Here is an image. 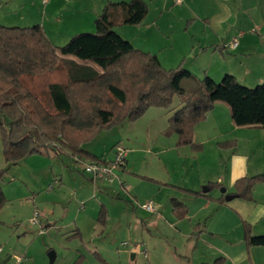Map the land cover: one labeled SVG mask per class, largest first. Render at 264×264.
I'll list each match as a JSON object with an SVG mask.
<instances>
[{
  "label": "crops",
  "instance_id": "0c3cea01",
  "mask_svg": "<svg viewBox=\"0 0 264 264\" xmlns=\"http://www.w3.org/2000/svg\"><path fill=\"white\" fill-rule=\"evenodd\" d=\"M111 1L129 0H48L47 2H43V0H0V24L29 26L40 24L39 21L42 19L44 29L51 41L55 43L60 40L67 43L78 32L95 31L97 17L102 13L105 5ZM145 1L149 5V13L140 24H119L115 26V30L130 40L135 47L157 55L165 68H176L182 61L185 62L186 57L193 55L195 58H200V60H195L198 69L216 81H220L225 74L230 73L244 85L250 86L254 83L257 85L264 82V0ZM40 2L46 5L42 18L36 14L39 12L38 3ZM155 2L161 3L162 10L153 9ZM179 31H181L180 34H178ZM233 41H237V44L229 46ZM182 57L184 60H179ZM184 67L189 69L187 63ZM227 112L230 115L227 105L218 102L208 112L206 119L194 127V143L199 145L198 147L179 146L177 144L178 135L174 133L171 136L169 148H161V146L159 150H156L159 154L158 158L163 163L167 162L164 167L170 176L168 180L157 176L148 177V180L152 182L141 181L138 184L139 191H136L135 182L133 183L132 180H138V177H141L140 174L134 173L136 170L124 173V177L132 182V184L126 183V185L119 177L120 183L115 184L113 182L106 183L102 179H93L92 176L91 179L85 177L91 183L81 179L82 181L77 185L75 181H78L79 177L74 176L73 182L78 186L82 195L85 189L94 186L99 192H95V197L102 194L101 197L103 200L105 199L100 201L99 205L88 196L85 201L92 204L90 210L81 211V209L78 211L79 213L74 216V222L81 218L82 212L84 215L82 216L83 224H94L96 221L101 226L98 235L113 230L117 231L122 228V224L116 220L120 214H114L107 204L108 199L111 201L116 198L127 199L130 202L131 200L139 201L140 197H144V199H148L147 201H153L155 209H146L143 207L145 204L143 203L141 207L145 210L142 209L144 211L142 215L139 214L138 207L133 206L132 214L129 216L135 215L138 219L141 218L142 224L146 226L148 225L147 221L149 224L159 226L164 217L170 222L168 225L170 229L171 226L183 225L187 230L186 233H189L192 228L193 221H197V224L200 225L199 229L202 231L200 238L204 239V244L211 251L210 262L219 259L217 264H264V245H248L244 228V222H246L251 226L252 234H264V179L255 184L252 199L234 197L225 202L220 201L222 195L226 197V194L235 192V183L238 179L264 174L263 153L257 155L255 149L254 151L249 149L248 152L240 151L239 142L234 139H232L235 142L233 145H222L229 139L224 140L226 133L225 128H220L221 123H225V127L235 128L234 126H236L232 119L228 121ZM215 121L219 123V128ZM207 127L214 130L213 134H201V131ZM216 133L220 135L215 136ZM260 134L264 137V131ZM250 137L247 135L244 138ZM261 141L264 142V140ZM115 145L112 146L111 153ZM83 147L95 154L87 148V143L83 144ZM153 148L156 149L157 146ZM211 150L218 155L214 164L207 156ZM65 152L76 161L75 156L65 150L58 152L57 155L51 151L49 157L61 159L60 155L66 154ZM169 152H175L180 160L183 157H186L185 160L190 158L191 163L195 165H192V169L187 170L184 167L185 161H182L177 170L179 178L173 180L171 178L172 168L168 164L169 160L166 159ZM154 154L156 155V152ZM95 155L103 161H109L113 157V153L110 157ZM34 157L38 158L36 155L30 158ZM85 161L93 160L86 159ZM127 164L129 165L128 160ZM126 167L123 170H127L128 167ZM76 168L78 167H74V169ZM81 169L83 170V167ZM63 175V171L60 172V176L54 175L52 184L57 190L65 186ZM144 184L150 186L146 192L140 190L141 185ZM204 185L209 187L208 191L202 189V187H206ZM115 187H118L116 198L109 197L103 190L114 191ZM222 187L226 188L225 193L220 191V194L215 190V188ZM166 191L169 193L168 195H171L170 206H165L162 198V193ZM191 191H199L203 194L195 195ZM128 193L134 194L133 198L131 196L129 198ZM173 200L182 203L177 211L174 210ZM183 213L184 215L180 216ZM69 215V208H67L62 216L68 218ZM101 218H104V221H101ZM46 223L49 227L52 225L49 218L44 220L42 227ZM55 223L57 222L55 221ZM93 226L97 232L96 225ZM180 229L179 231L182 232V228ZM76 230L75 233L84 240L83 230L79 227ZM186 233L184 235H187ZM194 245V243H190V249H193ZM2 252L3 246L0 238V254ZM82 255L83 260L85 259L83 264L105 263L100 262L95 256L93 260L87 254L82 253ZM17 256L20 264L30 261V256L27 253L22 258ZM78 256L79 254L74 257ZM101 256L107 263L116 264L110 262L102 253ZM131 256L136 259L137 254L131 252Z\"/></svg>",
  "mask_w": 264,
  "mask_h": 264
},
{
  "label": "trees",
  "instance_id": "16d2710c",
  "mask_svg": "<svg viewBox=\"0 0 264 264\" xmlns=\"http://www.w3.org/2000/svg\"><path fill=\"white\" fill-rule=\"evenodd\" d=\"M148 13L145 0L108 2L95 31L78 32L63 45L51 41L41 24H0V136L7 164L0 178L11 164L35 153L65 150L107 162L83 144L104 129L136 120L151 106L170 107L176 98L182 106L169 118L165 133H176L179 146H199L194 127L218 102L227 105L236 126L264 128V82L246 86L230 73L220 81L200 78L182 64L167 69L157 55L115 30L119 24H140ZM263 179L264 174L242 177L233 194L252 199L255 184ZM6 200L0 186V209ZM226 200L222 195L220 201ZM181 204L173 200L174 210ZM244 228L248 245H264V234H252L246 222ZM96 257L109 264L99 253Z\"/></svg>",
  "mask_w": 264,
  "mask_h": 264
},
{
  "label": "rangeland",
  "instance_id": "374dc122",
  "mask_svg": "<svg viewBox=\"0 0 264 264\" xmlns=\"http://www.w3.org/2000/svg\"><path fill=\"white\" fill-rule=\"evenodd\" d=\"M45 7L46 5L43 3H38L39 12L36 14L41 18ZM153 9L162 10L161 3L155 2ZM42 22L41 19L39 23L43 26ZM180 33L181 31L178 32V34ZM56 42L57 45H63L66 41L57 40ZM183 58L179 60H184ZM196 59L200 60V58H195L191 55V57H186L185 62L182 61L179 65L184 64L185 66L187 63L191 72L195 76L202 78L205 73L196 66ZM254 86H256L255 83L250 85V87ZM108 100L118 107V103L112 97L109 96ZM181 106L182 104L178 98L175 99V102L170 107L151 106L134 121H124L117 126L102 130L93 140L87 143V148L99 156L110 157L113 153L112 160L115 156L116 146L122 145L125 147L128 150L127 160L129 165H126L128 168L126 167L127 170L118 168L115 173L126 185V183L132 184V182L124 177V173L136 170L134 173L141 176H137L140 180H132L133 183L135 182L136 191H139L138 184L141 181H145V183H148V181L152 182L148 180V177L157 176L168 180L170 176L164 167L167 162L163 163L158 158L159 154L156 150H159L161 146V148H169L171 146V136L174 133L166 134L165 130L168 129L169 118ZM227 114L228 121H231V114L229 115L228 112ZM215 122L217 123V121ZM221 124L223 127L220 126V128H225L224 131L227 134H225L226 139L224 140L229 139L228 141H231L234 139L238 141L240 151L246 150L248 152L249 149L253 151L255 149L257 155L264 154V142L261 141L264 140V137L260 134L264 131V128L255 126H234L235 128H231V126L225 127V123ZM217 125L219 128V123ZM212 131L214 130L207 127L201 131V134H213ZM218 135L220 134H215V136ZM247 135L251 137L245 139L244 137ZM60 136H62L61 133ZM114 144L116 145L111 153V148ZM154 146H157V148L154 149ZM62 151L64 150L59 152ZM154 152H156V155ZM33 155L38 158H30ZM49 156L50 154H31L18 163L12 164L0 178L1 187L7 199L0 209V238L3 246V252L0 254V264H20L17 255L22 258L25 253L30 256V261L23 264H50L49 253L51 251L57 254L53 264H83L85 259L81 260L83 258L82 253L89 255L93 260L94 256L96 257V253L100 255L102 253L110 262L116 264H215L216 259L214 262L209 261L211 251L204 244V239L200 238L202 231L199 229L200 225L197 224V221H193L189 233H186L187 230L183 225L173 226L174 228L171 226L170 229L168 227L170 222L165 220L164 217L159 226L149 224V221L146 222V224L148 223L146 226L142 224L143 220L141 218L138 219L135 215H129L132 214L133 206L138 207V212L142 215L144 213L142 209L144 208L141 206L143 203L148 202V199L140 197L139 201L131 200L130 202L127 199H117L115 196L118 193L116 190L118 187H115L114 191L103 190L109 197L116 198L114 201L108 199L107 204L114 211V214H120L119 216L117 215L118 218L116 220L122 224V228L98 235L97 233L100 232L101 226L94 221L97 228L96 232L93 228L94 224H83L82 216L84 215L82 212L80 214L81 218L74 222V216L79 213L78 211L81 209V211L90 210L92 204L85 201L88 196L99 205L100 201L105 199L103 200L101 197L102 194H97L98 197H95V192H98V189L94 186L85 189L83 195L78 190L77 185L82 181L81 179L86 181L89 180L85 177L91 179V175L81 169L83 167L82 163L75 161L67 153L60 155L61 159H58V157L54 159ZM207 156L213 164L218 159L217 153L212 150ZM185 158L183 157L180 160L175 155V152L167 154L166 159L169 160L168 164L172 168L171 178L173 180L179 178L177 170L182 161H185L184 167L187 170L192 169L195 165L191 163L190 158L187 160ZM6 166L0 136V172ZM74 167L78 168L74 169ZM61 171L64 172L65 186L57 190L56 187L54 188L52 180L54 175L60 176ZM74 176L79 177L78 181H75L77 185L73 182L72 178ZM119 178H116L113 183H120ZM98 179L104 180L103 178H96V180ZM89 183L91 182L89 181ZM106 183L109 182L106 181ZM149 187V184H144L141 185L140 190L146 192L150 189ZM215 190L221 194V188H215ZM167 191L162 193V198L165 206H170L171 195H168ZM133 195L129 194V198H133ZM35 201L36 203H34ZM82 203H85V205H82ZM67 208H69L70 215L65 218L62 215ZM35 211L40 212L38 222H32L31 220ZM46 218H49V221L52 222L50 227L47 223L42 227ZM115 221L113 222L115 223ZM113 222H111V225H113ZM78 227L84 232V240L75 233ZM180 228H182V232L179 231ZM184 233L187 235H184ZM69 234L72 235L67 236ZM190 243L195 244L193 249H190ZM131 252L137 254L136 259L132 258ZM78 254V257H74ZM96 259L103 262L99 258Z\"/></svg>",
  "mask_w": 264,
  "mask_h": 264
},
{
  "label": "built area",
  "instance_id": "2783aa9c",
  "mask_svg": "<svg viewBox=\"0 0 264 264\" xmlns=\"http://www.w3.org/2000/svg\"><path fill=\"white\" fill-rule=\"evenodd\" d=\"M48 0H43V2H47ZM182 0H176V2H181ZM237 44V41H233L229 44V46H234ZM127 149L122 145L116 146L115 156L112 160L107 162L101 161H85L83 159L75 157L76 161H79L83 164V170L87 172L89 175L96 178H103L107 182H114L118 175L115 173V170L118 168H124L127 165ZM143 207L149 210H154L155 206L153 201H148L143 204ZM38 216H40L39 211H35L32 222H38ZM126 243V242H124Z\"/></svg>",
  "mask_w": 264,
  "mask_h": 264
},
{
  "label": "water",
  "instance_id": "95a60500",
  "mask_svg": "<svg viewBox=\"0 0 264 264\" xmlns=\"http://www.w3.org/2000/svg\"><path fill=\"white\" fill-rule=\"evenodd\" d=\"M203 190L204 191H208L209 190V187H203ZM221 191L223 192V193H225L226 192V188L225 187H222L221 188ZM235 197V195L234 194H226V199L227 200H231V199H233ZM49 259H50V264H53L54 263V261H55V259H56V253L54 252V251H51L50 253H49Z\"/></svg>",
  "mask_w": 264,
  "mask_h": 264
}]
</instances>
